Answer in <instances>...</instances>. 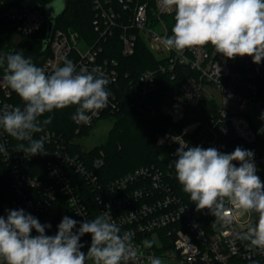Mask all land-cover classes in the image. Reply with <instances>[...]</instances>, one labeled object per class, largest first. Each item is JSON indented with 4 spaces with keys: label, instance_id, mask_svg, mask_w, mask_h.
Masks as SVG:
<instances>
[{
    "label": "built area",
    "instance_id": "obj_1",
    "mask_svg": "<svg viewBox=\"0 0 264 264\" xmlns=\"http://www.w3.org/2000/svg\"><path fill=\"white\" fill-rule=\"evenodd\" d=\"M92 3L95 11L92 22L99 32L97 40L88 43L78 31L54 26L41 68L51 74L63 66L67 58L77 70L82 66L89 70L99 66L112 84L120 76L119 63L114 58L99 61L101 41L117 29L122 53L131 55L141 36L164 61L141 72L138 96L132 104L141 111L161 112L173 122L188 120L177 132L157 135V143L169 149L170 159L163 156L161 164L142 165L106 182L99 176L103 155L92 157L88 164L80 154L68 151L63 134L50 129L33 136L44 140L45 173L29 175L22 172L21 161L32 160L41 154L26 156L0 128V144L7 150L6 154L0 153V216L6 218L8 210L23 209L41 224L51 225L46 228V234L54 236L60 224L58 216L62 221V215H65L78 222L73 229L78 232L80 223L94 219V213L78 187L76 174L91 187L99 215L110 213L111 222L121 228V234L125 231L134 234L133 244L139 253L137 264L150 262L149 256L165 257L176 264H264V250H249L247 242L237 238L255 224L258 219L255 213L234 214L230 223L220 222L213 227L215 217L206 209L201 211V217L198 216L174 184L177 180L174 164L182 143L204 149L214 147L227 154L236 147L252 150L256 175L264 182V131H260L249 110L253 107L260 117L264 113V61L256 64L249 56L228 59L207 46L181 52L166 49L162 44V39L169 36L165 15L174 11L165 9L162 0H153L152 6L149 0H92ZM0 17L15 24L16 43L19 34L44 32L49 20L41 8L22 0H0ZM178 65L188 66L193 74L182 82L169 102L155 104L148 95L158 88L159 74L170 72L174 78ZM3 76L0 69V107H15L14 91ZM202 102L208 106L194 116ZM118 105L117 96L110 94L108 107L113 111ZM105 109L90 122L101 117ZM233 163L239 165L236 161ZM3 165L11 175L15 200L12 203L1 198ZM60 203L68 207L71 214L61 210ZM32 234H37L34 229ZM145 241L151 246L145 247ZM80 243L84 245L81 251L87 254L91 235L82 236Z\"/></svg>",
    "mask_w": 264,
    "mask_h": 264
},
{
    "label": "clouds",
    "instance_id": "obj_2",
    "mask_svg": "<svg viewBox=\"0 0 264 264\" xmlns=\"http://www.w3.org/2000/svg\"><path fill=\"white\" fill-rule=\"evenodd\" d=\"M162 4L175 13L173 34L162 39L166 49L181 52L210 44L228 59L249 56L253 63L264 61V0H162ZM0 66H4V81L24 102L23 107H0V128L17 141H27V145H17L26 156L44 152V140L33 136L51 124V116L39 119L45 113L77 106L72 119L87 124L108 106L106 86L110 81L99 66L77 70L65 58L63 66L47 74L22 52L0 56ZM0 153H7L3 144ZM177 156L176 179L197 211L208 210L215 217L213 227L230 223L234 214L255 213V224L237 238L246 241L249 250H264V182L256 175L254 152L236 147L227 154L214 147L182 143ZM77 223L65 216L57 233L49 236L46 228L51 225L41 224L23 209L8 210L6 218L0 216V264H137L134 234H121L110 213L85 220L74 232ZM85 234L91 235L87 254L81 251L84 245L80 243ZM144 245L151 246L148 241ZM148 260L150 264H164L159 257L149 256Z\"/></svg>",
    "mask_w": 264,
    "mask_h": 264
},
{
    "label": "trees",
    "instance_id": "obj_3",
    "mask_svg": "<svg viewBox=\"0 0 264 264\" xmlns=\"http://www.w3.org/2000/svg\"><path fill=\"white\" fill-rule=\"evenodd\" d=\"M34 7L41 8L44 12L51 13L50 19L53 20L54 26L62 29H73L80 33L88 43H94L99 37V32L93 25V18L95 11L92 0H64V8L61 11H54L49 9V4L53 0H22ZM150 5H153V0H149ZM175 13L165 15L167 26L169 28V36H171L172 28L174 27ZM49 22V20H48ZM15 24L6 17H0V56H6L9 53L22 52L25 58H30L32 62L41 67L44 59L48 54V43L44 44V39L47 36L48 24L44 27V32H33L29 34H19V42L16 43ZM53 26V27H54ZM102 42V51L99 55V61L103 59H117L120 70L118 80L106 86L109 93L115 94L119 102L118 108L113 111L107 106L102 112L101 117L95 118L89 124H78L72 116L76 112L77 106H69L62 110H53L51 113H45L39 119L43 121L48 116L52 117V122L46 125L44 131L47 129L57 131L63 134L67 141L68 151L71 154L78 153L90 164V159L94 156L103 155L104 163L100 167V174L103 182L114 179L121 175L134 170L135 168L147 164H161L162 157L170 159V153L167 146L157 143V135L165 132H177L181 125L188 119L182 122H173L171 118L161 112L152 113L151 110L146 109L141 111L132 103L135 101L139 92V76L141 72L148 68H155L163 58H159L149 48L148 43L140 36L136 42L135 52L131 55L122 53L121 42L118 36V31L109 36ZM18 44V45H17ZM211 48L210 44L206 45ZM4 72V66H0ZM175 77L172 78L170 72L159 74L158 88L148 95V98L155 104H162L169 102L172 95L178 91L182 82L193 74L192 70L186 65H178L176 68ZM13 102L20 106L23 101L14 92ZM206 102H202L196 110L194 116H198L202 109L207 107ZM192 114L193 112H189ZM101 119H112L113 124L109 130L107 139L93 146L90 149H84L80 143V138L88 136L93 128ZM77 129L79 131L77 132ZM13 143L17 146L19 143L27 145V141H17L11 137ZM103 153V154H102ZM45 153L32 160H23L19 167L22 172L29 175L45 173L46 171ZM2 166V200L10 203L15 202L12 195V182L9 169ZM239 166V165H236ZM78 178V187L84 194L86 202L92 208L94 218L99 216L98 207L93 198V191L88 185L87 181L75 174ZM176 189L183 195L201 217V211H197L196 206L190 199V195L186 194L182 185L176 180ZM27 191L32 194L30 188ZM16 204V203H15ZM60 209L71 214L68 207L60 203ZM63 214V211H62ZM68 214V215H69ZM63 217L65 215H62ZM61 222V219L58 216Z\"/></svg>",
    "mask_w": 264,
    "mask_h": 264
},
{
    "label": "rangeland",
    "instance_id": "obj_4",
    "mask_svg": "<svg viewBox=\"0 0 264 264\" xmlns=\"http://www.w3.org/2000/svg\"><path fill=\"white\" fill-rule=\"evenodd\" d=\"M64 4H65L64 0H53L49 4L48 8L51 9V7H55L56 11H61L64 8ZM155 49L156 48L153 47V50ZM215 95L218 96V91H215ZM249 110L251 111V114L254 116V119L256 120L259 129L260 130L263 129L264 120L261 119L258 111H256L253 107H250ZM112 124H113L112 119H101L88 136H84L79 139L82 147L84 149H90L93 146L104 142L108 137V133L110 128L112 127ZM159 258L162 259L164 264H176V261L174 260H170L165 257H159ZM88 264H91V262L89 261ZM143 264H150V262H146Z\"/></svg>",
    "mask_w": 264,
    "mask_h": 264
},
{
    "label": "water",
    "instance_id": "obj_5",
    "mask_svg": "<svg viewBox=\"0 0 264 264\" xmlns=\"http://www.w3.org/2000/svg\"><path fill=\"white\" fill-rule=\"evenodd\" d=\"M51 13H53V11L48 13V19H49V22H48V32H47V36H46V38L44 39V44H45V45H47V43H48L49 40H50V36H51L52 29H53V26H54L53 20L50 19V17H51ZM23 105H24V102L22 103L21 107H23Z\"/></svg>",
    "mask_w": 264,
    "mask_h": 264
}]
</instances>
